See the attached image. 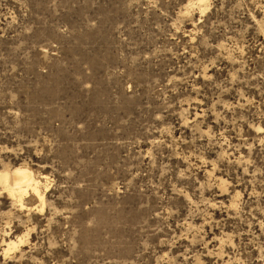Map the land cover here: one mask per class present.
Returning <instances> with one entry per match:
<instances>
[{
	"label": "rangeland",
	"instance_id": "rangeland-1",
	"mask_svg": "<svg viewBox=\"0 0 264 264\" xmlns=\"http://www.w3.org/2000/svg\"><path fill=\"white\" fill-rule=\"evenodd\" d=\"M203 1L0 0V264H264V0Z\"/></svg>",
	"mask_w": 264,
	"mask_h": 264
},
{
	"label": "bare ground",
	"instance_id": "bare-ground-1",
	"mask_svg": "<svg viewBox=\"0 0 264 264\" xmlns=\"http://www.w3.org/2000/svg\"><path fill=\"white\" fill-rule=\"evenodd\" d=\"M203 2H204L203 0H198V4H203ZM201 10H203V8ZM1 179L4 182V186L9 191V193L12 196L17 197L18 200L15 199L17 201L16 203H18L21 207H24V204H25V203L23 204L22 197L28 192L30 188H32L33 192H35L37 195L41 197L40 198L41 200L43 199V195L39 191L40 181L34 178L32 174L28 172L18 171V172H15L12 176H10L9 174H4L2 175ZM18 243L15 242V240H12L11 238H9L7 241L5 239V248H4L5 252L4 253H8V251H11L12 249L16 248Z\"/></svg>",
	"mask_w": 264,
	"mask_h": 264
}]
</instances>
